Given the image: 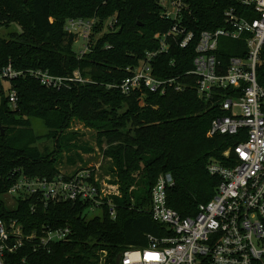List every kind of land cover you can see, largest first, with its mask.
<instances>
[{
	"label": "trees",
	"instance_id": "trees-1",
	"mask_svg": "<svg viewBox=\"0 0 264 264\" xmlns=\"http://www.w3.org/2000/svg\"><path fill=\"white\" fill-rule=\"evenodd\" d=\"M185 13L188 31L197 36L202 30L221 26L223 10L232 0H188ZM96 17V41L93 50L78 59L73 37L64 24L69 18ZM116 18L112 31H103V21ZM155 0H0V71L8 63L15 70L42 68L54 75H72L79 70L91 78L70 89H50L24 74L12 81L18 96L13 107L0 81V218L17 219L26 233L43 225L69 226L66 241L52 245L49 252L19 248L11 256L17 264L27 256L28 264H96L97 251L109 253V264L125 247H143L148 235H162L165 226L149 213L151 189L162 173H170L174 184L167 191L168 206L182 217L194 216L198 205L211 200L219 178L210 175L211 161L225 163L223 152L237 142L235 137L207 136L214 118L222 115L221 95L202 99L192 69L197 38L186 48L172 45L154 62L158 77L181 76L183 91L164 94L148 90L122 94L117 87L129 75L127 67L138 64L147 50L157 47L156 33L167 30ZM94 37V36H93ZM230 51L245 52L242 41L221 40ZM106 45L112 47L106 49ZM264 64L258 70L259 82ZM225 93V92H222ZM31 118L43 120L48 132L36 136ZM73 121L83 122L100 134L99 147L111 161L110 183L119 195H112L115 217L105 202L101 214L87 218L89 202L62 201L47 206L36 197L16 199L9 207L2 196L19 172L27 177L52 178L61 172L56 154L73 139L69 131ZM1 129L3 131H1ZM52 141V151L40 148L42 141ZM44 148V147H43ZM14 171H17L14 175ZM34 206V211L31 208Z\"/></svg>",
	"mask_w": 264,
	"mask_h": 264
},
{
	"label": "built area",
	"instance_id": "built-area-1",
	"mask_svg": "<svg viewBox=\"0 0 264 264\" xmlns=\"http://www.w3.org/2000/svg\"><path fill=\"white\" fill-rule=\"evenodd\" d=\"M155 1L162 17L171 21L170 26L156 33L157 47L147 50L138 64L126 68L127 77L109 87H117L125 95L144 90L160 94L170 89L183 91L186 83L181 76L158 77L154 62L172 45L186 48L197 38L192 69L186 75L194 79L202 99L210 100L215 93L222 96V115L212 120L207 136L235 137L237 142L223 152L226 164L211 161L207 165L219 183L213 198L199 204L194 216L182 217L168 206L167 191L174 180L170 173L158 176L150 193L149 213L166 231L148 235L143 247H125L119 254V264H264V75L263 82L258 76L264 64V0H232L234 4L222 12L221 26L202 30L197 36L188 31L184 17L189 12L188 0ZM116 22L114 17L105 19L103 31H112ZM98 23L96 17L66 20L64 30L74 39L78 59L93 50ZM221 40H240L245 43V52L234 48L232 51L238 54L226 60L223 55L230 48ZM24 74L56 90L91 82L78 69L72 75L60 76L42 68L15 70L8 63L0 71V81L5 83V95L13 107L18 96L12 81ZM5 195L15 200L36 197L45 206L80 200L89 202V210L100 209L106 202L114 218L110 197L119 195V190L115 185L101 184L96 172L86 168L69 174L61 172L52 178L27 177L19 172ZM71 233L69 226L50 225L26 233L17 219L0 218V264H11L10 255L19 248L49 252L52 245L66 241ZM96 254V264H109L107 250ZM17 264H28L27 256Z\"/></svg>",
	"mask_w": 264,
	"mask_h": 264
},
{
	"label": "rangeland",
	"instance_id": "rangeland-1",
	"mask_svg": "<svg viewBox=\"0 0 264 264\" xmlns=\"http://www.w3.org/2000/svg\"><path fill=\"white\" fill-rule=\"evenodd\" d=\"M6 30L0 29V34H5ZM31 127L36 136H44L48 130L43 122L39 118H31ZM72 138L68 142V149L63 150L56 154V166L62 173H71L79 169H91L96 172L99 180L102 183L111 184L112 175L108 172L110 167V159L104 156L103 150L107 146L102 144V149L99 147L98 141L101 138L98 131L92 127L85 125L80 121H73L71 127ZM52 141H42L40 144L41 150L49 149L47 152L52 151ZM44 147V148H43ZM118 189V186L115 185ZM5 203L14 208L16 200L8 195L2 196ZM101 214V209L95 208L87 213V218L91 219L94 216Z\"/></svg>",
	"mask_w": 264,
	"mask_h": 264
},
{
	"label": "water",
	"instance_id": "water-1",
	"mask_svg": "<svg viewBox=\"0 0 264 264\" xmlns=\"http://www.w3.org/2000/svg\"><path fill=\"white\" fill-rule=\"evenodd\" d=\"M1 131H3L2 129H1ZM116 264H119V255L116 257Z\"/></svg>",
	"mask_w": 264,
	"mask_h": 264
},
{
	"label": "crops",
	"instance_id": "crops-1",
	"mask_svg": "<svg viewBox=\"0 0 264 264\" xmlns=\"http://www.w3.org/2000/svg\"><path fill=\"white\" fill-rule=\"evenodd\" d=\"M67 174H69V173H67Z\"/></svg>",
	"mask_w": 264,
	"mask_h": 264
}]
</instances>
